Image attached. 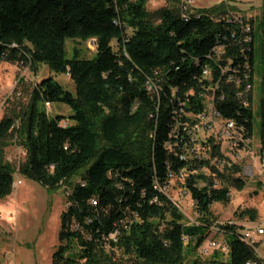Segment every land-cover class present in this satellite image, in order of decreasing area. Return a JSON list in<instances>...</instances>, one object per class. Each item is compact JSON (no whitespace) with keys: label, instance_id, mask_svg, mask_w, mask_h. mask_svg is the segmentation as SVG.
<instances>
[{"label":"trees","instance_id":"16d2710c","mask_svg":"<svg viewBox=\"0 0 264 264\" xmlns=\"http://www.w3.org/2000/svg\"><path fill=\"white\" fill-rule=\"evenodd\" d=\"M147 1L0 0V62L32 70L45 64L74 83L70 92L43 78L18 122L0 119V199L11 192L16 171L49 189L64 185L52 264H264L237 223H217L211 210L215 202H229L231 187H245L241 165L210 157L219 155L212 135L192 140L210 91L220 118L242 126L243 138L251 139V96L246 106L239 92L252 86L260 38L264 162V0L259 34L250 30L245 44L239 43L242 16L224 15V6L181 13L178 0H168L172 6L150 12ZM68 39H93V57L67 59ZM218 46L224 51L216 56ZM38 100L64 103L71 114L39 112ZM11 138L25 151L17 167L5 160ZM204 144L209 155L200 151ZM173 178L193 203L194 222L184 223L168 192ZM235 214L257 218L254 208ZM216 229L229 236L228 253L214 248L198 257Z\"/></svg>","mask_w":264,"mask_h":264},{"label":"rangeland","instance_id":"374dc122","mask_svg":"<svg viewBox=\"0 0 264 264\" xmlns=\"http://www.w3.org/2000/svg\"><path fill=\"white\" fill-rule=\"evenodd\" d=\"M262 0H178L177 6L181 13L191 9H214L224 6L229 17L242 16L244 25L250 26V30L259 34L257 24L261 19ZM168 0H148L146 9L154 11L162 7H170ZM250 33V32H249ZM247 34L249 36L250 34ZM256 39V38H255ZM260 38L254 41L255 63L252 86L249 91H240L239 95L248 105V95L251 96V111L254 117V129L250 141V152L240 151L241 159L236 160V154L231 151L230 143L219 134L220 126L207 129L203 122L197 120L193 127V134L199 141H206L209 135L214 137L213 142L219 145V155L210 156L212 159H224L229 163L241 165L240 175L245 179L243 189L230 188L228 203L215 202L211 205L212 212L217 216V223L235 221L239 231L261 227L264 229V162L259 157V120L258 102L262 78V63L259 55ZM66 58H92L95 52L94 40L87 41L68 39L65 41ZM51 77L65 89L74 92V83L66 73H57L49 69L45 64H39L36 70L29 68L27 64H11L7 61L0 62V119L4 116L19 117L28 107L34 87L40 80ZM233 84L228 83L226 87ZM229 87V88H230ZM214 92L210 91L205 96V103L210 106L213 102ZM36 109L50 116L61 114L69 116L70 107L61 102L44 104L36 101ZM200 144V142H198ZM201 145V144H200ZM210 146L204 144L203 154H210ZM24 149L14 138L5 148V160L18 166L24 159ZM253 170L251 171V169ZM20 180V184L13 187L11 192L0 199V264H52V255L59 245V232L61 226V212L66 206L67 192L64 185L49 189L40 183L26 177H22L16 171L13 180ZM170 196L178 204L183 214L184 223L194 222L196 212L188 195L181 189V182L173 178L168 189ZM244 208H254L257 218L250 220L248 216L239 217L235 212ZM215 232V231H214ZM210 233L204 242L215 240L224 244L229 236ZM258 257L264 258V234L255 236L252 240ZM210 252V251H209ZM196 255L207 258L197 250ZM264 261V260H263ZM187 264V260L184 262Z\"/></svg>","mask_w":264,"mask_h":264},{"label":"built area","instance_id":"2783aa9c","mask_svg":"<svg viewBox=\"0 0 264 264\" xmlns=\"http://www.w3.org/2000/svg\"><path fill=\"white\" fill-rule=\"evenodd\" d=\"M190 0H188L189 2ZM236 18V17H234ZM237 19V18H236ZM240 18H238L239 20ZM241 22V20H240ZM241 30L243 32V36L242 38L239 40V43L241 44H245L249 41L250 39V35L247 36V34L250 32V26L244 25V23L241 24ZM250 34V33H249ZM232 38H234V35H231ZM223 46H218L217 48L214 49V53L215 55H219L221 54L224 50H223ZM207 70H204V73H206ZM147 88L150 89L151 86L150 84L147 85ZM222 98V96L220 97ZM199 121L201 120L203 122V125L207 128V129H213L216 128L217 125L219 124L220 129L219 134L225 138L231 146V151L234 152L236 154V160L241 159L242 156L239 154L240 151H247L250 152V141L251 139H247V138H243L242 136V126H237L235 124L234 121H223L220 118V113L217 111V109L214 106V101L212 102V104L210 106H207V112L205 113V115L200 116V118L198 119ZM195 139L194 134L192 135V140ZM237 144H241L242 148L238 149L237 151H233V145H237ZM246 152V153H247ZM253 169H251L252 171ZM264 172V171H263ZM20 180H16L13 181L12 186L16 187L17 185L20 184ZM264 229L261 227H258L256 229H251V228H247L244 229V231L241 232L242 234V239L244 241H246L249 244H252V239L257 236V235H261L263 234ZM216 234L219 235H224V232L222 230L216 229L215 232ZM207 245L205 246L204 244L199 248V252H201L202 254L206 255L208 254L209 250L217 248L219 249L223 254H227L228 253V246L226 243L224 244H220L215 240H208L207 241ZM246 264H257L256 261H248L246 262Z\"/></svg>","mask_w":264,"mask_h":264},{"label":"crops","instance_id":"0c3cea01","mask_svg":"<svg viewBox=\"0 0 264 264\" xmlns=\"http://www.w3.org/2000/svg\"><path fill=\"white\" fill-rule=\"evenodd\" d=\"M252 168V167H251ZM253 169V168H252ZM263 234H264V232H263ZM262 235V234H261ZM261 259H263L264 260V258L263 257H260Z\"/></svg>","mask_w":264,"mask_h":264}]
</instances>
